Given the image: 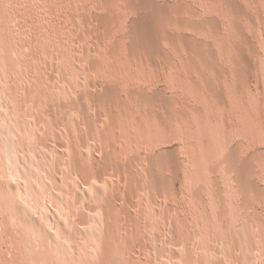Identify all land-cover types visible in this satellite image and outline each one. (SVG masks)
<instances>
[{
	"label": "rangeland",
	"instance_id": "obj_1",
	"mask_svg": "<svg viewBox=\"0 0 264 264\" xmlns=\"http://www.w3.org/2000/svg\"><path fill=\"white\" fill-rule=\"evenodd\" d=\"M122 1L123 0H93V1L92 0H22V1L13 0L12 2L11 0H0V72H2L0 73V75L3 76V77L0 76V92H2L0 93V101H3L4 97H5L4 101H12L11 103L12 109H13V112H15V115L13 117V122H16L15 123L16 125L21 123V125L25 128L29 122V120L26 118V114H25L26 112H24L30 104V102L28 103V101H36V100L46 101L47 100V99H43V100L37 99L33 94H31L28 91L27 82L24 80L18 79L16 75H14V72H13L14 67L22 66L23 70L26 68L25 72L26 71L29 72L31 76L35 75L34 77H38L39 79H42L41 77L42 73L40 71L35 70L34 69L35 67H32L33 65L29 64L28 66V63L25 57H23L22 55L16 54V53H15L16 55L14 54V51L16 52V47L14 48V44H15L14 42L16 41V39L18 40V37L21 38L22 36L26 35L23 27H26V28L31 27V29L36 30L37 27L39 26L42 27V24L46 22L43 24V27H49V29L53 28L55 31H57V35L59 39L58 37H56V40L46 45V50H45L46 55L43 57V61H42L44 64V69L47 70L48 72H50L51 70L57 71L58 67L60 68L62 66V63L64 61L63 57L64 56L67 57L68 54L70 55L77 54V58L79 59V61L77 58H76V62L73 61L69 69L65 71V75L69 77L71 76L73 78H77V80H79L80 83L79 82L70 83L68 81L59 82L58 78L53 83V80L51 81V79H49V84L52 85L53 89L51 90L50 98L47 101H51V105H55L56 101H71V100L74 101V99H76L75 101H82V104L85 105L88 111V117L92 121V124L96 125L98 129H94L93 133L90 132L87 137H84V139H82L81 148L83 149V151L88 152L87 150L89 146L90 147L97 146L96 147L97 149L101 148L99 149L100 152L101 151H103L104 153L111 152V154L114 157V161L118 166H124V163L125 165L127 164L129 165L132 162L133 158L135 159V158L145 157V159L152 161V159H154L152 158L153 155H154L153 157H156L158 155L168 156V157H171V159H173V161L175 162L173 166L164 167L160 171V177L162 178V181H166V180L168 182L170 181L169 183H172V185L170 184V186L172 187H170L171 191H169V193L163 196L161 198L162 200L160 199L157 205H155L152 202H149L150 206H153V205L155 206V209H151V207L149 206L142 207L139 204H133L134 206L132 204H129V205H126L125 206L126 208L123 209L124 206L119 204L116 209L117 211L115 213L102 214L101 215L103 216L102 218L98 216V212H97L98 209L92 208L90 209L91 211L89 209L86 210L87 212L89 211L88 215L94 218L95 216H97L98 219H102L103 225H105V228L109 231L108 237L106 239L112 251L108 259V262H110L109 264H124L125 263L126 259L122 257L123 251L121 249L120 243L118 242V239L128 237L127 235L128 232L126 229L129 228V226L130 228L133 227L135 230L137 229V232H138L137 235L139 236V241L136 244V250L134 251L135 256L133 257L134 258L133 260L135 261L136 259V261H138L137 263L139 264H144V263L151 264V262H153L152 259H156L157 261L159 259V263H161L162 260L165 259V263L167 264L170 261H171L170 262L171 264H180V262L181 264H184L185 262L187 263L188 260L184 258L183 259L179 258L181 260L178 259V257H180L179 255L182 254L181 250H183V252H186L188 255H190V252L192 251L191 255L189 256V264H196L200 262V259H202L200 262L201 264L203 263L204 264L206 263L214 264L212 263L214 261H215V264H217L218 262H220L218 264H233V263L234 264H248L250 261H251L250 262L251 264H264L263 262L264 261V257H263L264 256V235L260 233L256 227L259 221L264 223L263 222L264 221L263 220L264 219V190H262L264 189V154H263L264 153V0H237L235 1V3L238 2L237 6L238 7L240 6L243 11V12H240L241 8L239 7V11L238 13H236L237 17L235 16L234 13L231 12V9L223 0H211V1L210 0H156V1L153 0L155 2H158L159 6L165 10H167L168 7L175 8L174 6L178 8V9L175 8L176 11L178 10V12H176L175 10L171 12L172 20L176 22H173L172 20L166 21L165 19H163V26H167L166 28L165 27L163 28V29H166L164 31L168 34L171 33L169 35L173 36V38H176V40L174 39L175 42L174 41L171 42L166 39L163 40L160 37L159 40H162V41H159V42L160 44H162L161 45L162 48L164 47L163 51L166 54L159 53V54H156L154 58H150L149 56H144L143 57L144 59L142 58L141 60L129 57L127 52H125L124 47L121 48L119 53H114L111 50L112 47L114 46L113 45L114 43L117 44L120 42L124 44L125 46L128 44L129 40L126 37L128 34L127 33L128 29L130 25L136 20V18L138 19L140 17V14L143 13V11L141 12L132 11V10L130 11L128 2L126 1L122 2ZM109 2L111 3L110 5H109ZM168 3H171L170 5H173V6H170ZM239 4L245 7L243 8ZM122 5H124V7ZM177 5H179V7ZM185 5L186 7H184ZM110 6L113 10H111V8H108ZM182 6L183 8H181ZM187 6L190 7V9H186L188 8ZM229 9L231 13L229 12ZM44 11H46L47 13ZM111 11H113V13ZM93 12L97 14H94ZM72 13L74 15H71ZM10 14L13 15L14 18L9 16ZM102 14L103 16H109V15L114 16V14L116 16L117 14H119L123 17L120 16L121 19L118 20V22L116 21L112 22L113 24L111 23V25L110 23L109 24L108 23L98 24L97 18L102 17ZM18 15H22V17L21 16L17 17ZM83 16L86 18L87 17L91 18L94 20V22H96L95 29H92V31H90L86 27L85 19ZM9 17H11L12 19H10ZM202 18H204L205 20ZM180 19L182 20L181 23L180 21H178ZM206 19L208 20V22H210V24L206 22L207 24L206 26H204L205 29L204 27L200 28L195 24V23H204L205 21H207ZM183 20H185V22ZM186 20H187V23H186ZM197 20L198 21L200 20V21L198 22ZM216 21L218 25L216 24ZM29 22L30 23L32 22V23L30 24ZM10 23L12 27L10 26ZM235 23L237 26L241 28L238 27L239 28L238 29ZM28 24L30 25L28 26ZM33 24L35 25L34 27H33ZM80 24L82 26H80ZM97 25H100V26H97ZM192 25H196L197 28L196 27L194 28V26ZM61 26L64 27L65 29L62 28ZM189 26H191L192 28ZM215 26H218L220 29L218 27H217L218 29L215 28ZM111 29L112 31L113 30L114 31L112 32ZM66 30L69 32L67 33ZM88 30H89V34L87 32ZM217 30H219V32ZM238 30L241 32H239ZM215 31H217L218 33ZM98 32L101 34L102 37L98 36L100 35ZM109 32L110 34H108ZM10 33H12V35ZM181 34L183 35L182 38L180 36ZM82 35H84L83 36L84 38L81 37ZM186 35H188V37ZM94 36L97 38H95ZM190 36L193 38H191ZM183 37H186V39H184ZM64 38H66V40ZM187 38L188 39L190 38L189 40L191 41L193 40L196 46L202 48V50L206 49L204 50L203 53L207 55V56L205 55L206 58L208 57L206 61L210 60L208 62L211 64V66L209 64L206 65V63L202 61V60L205 61V59H202V57H199L196 55V53L190 51L191 50L190 48L188 47L185 48L186 46H188L186 45L187 43L184 42L185 40H188ZM12 39H13L14 44L11 43L12 41L10 42V40ZM68 39H71V40L74 39L73 41L75 43L71 40H69V43L65 42ZM93 39L99 41L100 43L98 46L100 50L99 51L94 50L93 54L99 55L100 57L102 53L103 55L109 57L111 61L113 60L115 74H109L103 69L92 67L93 56H91L92 54H90V52L88 51L87 49L88 46H84V45L90 46V44H93V42H95L93 41ZM196 39L198 40V43L195 42ZM58 40L61 41L62 44ZM200 41L203 43H201ZM106 42L108 46L104 45V49H103V43H106ZM172 43H174L175 45H173ZM237 43L239 44L241 43L243 46L237 45ZM59 44L61 46H59ZM101 45H102V48H101ZM66 46L68 47V49H66L67 48ZM71 47L73 50L71 49ZM84 47H86L85 48L87 49L86 51ZM51 48L53 50L52 52H51ZM75 49H77L80 52H77V50ZM57 50L60 52H58ZM74 50L76 51V53ZM107 50L110 51L112 56L109 55V52ZM212 50L215 51L214 53L216 54H214ZM82 51L84 52L85 56ZM242 51L246 54L245 57L243 56L244 53ZM58 53H61V54L59 55ZM78 53H81V54L78 55ZM188 53H190V55ZM211 53L212 55H214L215 60L213 56L211 55ZM241 53H243V55ZM192 54H193L192 59H195V60L191 59L190 56H192ZM166 55H168L167 57L169 58L171 57V58L167 59V57H165ZM194 56H196V58ZM240 57L244 58L246 62L244 61V59L242 60ZM118 58L120 61L118 60ZM15 59L19 62L22 61L21 62L22 64L15 61ZM211 59L215 63H213ZM80 61H82L84 65ZM121 61L127 64L128 70L131 73V79L128 80L126 83H123L124 82L123 80H125L123 79L125 78V74L120 72L119 67H118ZM44 62H47V63H44ZM238 62H240V64ZM59 63L60 65H58ZM195 63L199 64L197 65L198 67H196ZM212 63L216 65V66L214 65L213 68H212L213 66ZM52 64L53 65L55 64V65L53 66ZM242 65H245L246 67H248V69L247 68L246 69L248 70L249 74L247 72L246 73L243 72ZM50 66H51V69L48 68ZM31 68H32V71H31ZM87 68L89 69V71H86ZM198 68H200L201 70H199ZM3 69L7 70V72L6 73L3 72L2 71ZM80 69L82 72L80 71ZM246 69L244 71H247ZM68 70H70L69 73L67 72ZM216 70H218L219 72H217ZM240 70L242 71L241 73H240ZM200 73L203 75H201ZM205 75H206V78L203 77ZM238 77H241V78H238ZM247 77H250V78L247 79ZM207 79H209V81ZM239 79H242V80L240 81ZM244 80H247L248 83ZM6 82L8 83V85ZM93 82H95V84H93ZM101 82H104L102 83L103 85H107L110 83L120 84L122 94L124 97H126V95L128 94V90L132 87H139L141 89L143 88V90L146 91L148 94H153L159 91V93L162 92V95L160 94L161 96L168 95L167 99L164 96V99L168 100V103L167 101H164V103L163 101H159L160 106L156 105L155 108L152 109V113H153L151 115L152 119L150 118V114L148 113L149 110L151 111V109L147 106L143 107V105H140L138 102H129L127 105L128 110L126 114L124 113L125 111L122 112L124 110L122 105L120 106L118 105L120 109L119 111L120 117L119 116L117 117L116 123L115 125H113L112 130L108 132L107 135H104L102 134V129L100 128L101 122H99L98 120L97 122H95L96 119H100L102 115L101 112L103 111L102 107L95 105L96 104L95 101L100 99V96H97V95H100L97 87L101 85ZM60 83L61 85H59ZM69 83L71 84V86ZM245 84L247 85L245 86ZM212 85H215L216 88L215 87L213 88ZM197 86H199L200 88H202L203 86V89H200ZM85 87L86 89L84 90L83 88ZM209 87H211L212 89ZM3 88L6 91L4 93L5 95L3 94L4 90L3 91L1 90ZM59 89L61 92L66 93L64 96H62L61 100L57 98V93L59 92L58 91ZM21 92L26 93L25 98L27 99V101L26 99L25 100L23 99L24 96L22 97ZM215 94L216 95L218 94L220 98L224 96L225 103L224 102L222 103L220 98L216 96ZM10 96H12L11 99L9 98ZM169 96L174 97L175 99H177V101L174 98L173 99L170 98ZM23 100L26 101L27 103L26 102L24 103ZM92 100H95V101H92ZM172 100L173 101L175 100L174 102L176 104ZM165 102L168 104V106L166 105ZM96 106L98 109L95 108ZM169 106H172L174 108L173 109L172 107L169 108ZM24 108L25 110L22 111ZM54 108L57 111L59 109L57 106H55ZM180 110L183 112L180 113ZM97 112L98 113L100 112V114H98ZM159 112L160 113L162 112L161 113L162 115ZM176 112L178 115L176 114ZM170 113L174 115H171ZM94 114L97 116H95ZM169 115L172 117H170ZM183 115H185V117ZM159 116L162 117V120L160 119ZM23 117L25 118L23 119ZM134 117H136V119ZM64 124H65L64 127L60 126L59 128H56V127L48 128L47 127L44 129L40 127L38 129L39 135L41 134L43 139L46 138L45 140L47 141L48 140L53 141L55 139L57 142H59L60 137H62V134L64 133V131L66 130L73 131L74 129L71 123L66 122ZM42 129L44 130L42 131ZM134 139L136 140L134 141ZM123 144L126 146H124ZM121 148L123 149V151ZM135 154L138 155V157ZM0 155H1V159H3L2 160L3 169H5V173L4 175L1 176V180L3 182H8V181L13 182L14 181L13 183H16L17 181H19L20 183L22 181L21 180L22 178L20 177L19 174H17L18 173L17 169L20 166V161L24 158L23 152L20 150H14V148L12 147L10 143L4 142V140H0ZM10 155H12L13 157L11 158ZM262 155L263 157H261ZM230 157H232L231 159H235V162L236 163L238 162L237 164L248 166V171H249L248 179L251 180V183H253V185H256L258 188L260 187L259 191L261 193L260 192L258 193L257 191H252V190H249L244 193L241 192L242 191L241 187L238 184L239 183L238 178H237L238 176H236L237 173L233 171L231 168L229 169V167H227L228 165H230L228 164L231 160ZM254 157L257 159H255ZM259 157L261 158L259 159ZM237 159L238 161H236ZM244 161L246 162V165ZM248 161H250V163ZM17 163H18V166H17ZM180 163L181 165L178 166L177 164H180ZM252 163H254L256 166ZM81 164L85 165L86 163H81ZM249 164L251 166H249ZM191 168H194V169H191ZM227 170H230V171L228 172ZM184 171H187V172H184ZM83 172H87L88 175L92 177L96 173V169L94 168L93 165L87 164ZM191 172L193 174H190ZM75 174L76 176H78V178L81 180V182L85 186H91L95 182L92 179H86L84 175L81 173L79 174L75 173ZM187 175H189L188 177L190 178V181L188 180L189 178L186 177ZM113 176H114V179H113ZM186 178L188 179L186 180ZM192 179H193V182H192ZM119 180H120V175H119L118 170H116L114 175H110L105 179V181H111V182L113 181L118 182ZM103 181L104 180H101L100 183L98 184H101ZM187 181H189L188 185H187ZM172 188L174 189V191H172ZM123 189H126L125 184H123ZM201 189L202 191H200ZM197 190H199L200 192L198 193ZM195 193L197 194L196 196L193 197ZM246 194H249L248 195L249 197ZM111 195L114 196L116 195V193H111ZM258 196L261 197L260 200ZM11 198H13L15 201H19V202L22 201L18 203L21 205L26 204L24 206L30 207V205H35L36 207L35 213L38 215L40 214V211H42V209L43 211H46L44 212L46 214H44L42 211L40 216L41 215L43 216V214L44 216H47L51 212H55V211H58V213L60 214L62 213L63 215H68L66 211H62V209H60L59 207L54 206L52 201H50L49 199H46V200H44L43 198L35 199L33 197L25 198L23 195H11ZM242 199H245V201ZM197 201L200 203H198ZM243 201L245 203H243ZM246 202H248L247 205H246ZM249 203L251 205L254 204V206L257 209L253 205L251 206ZM49 204H53V205L51 206ZM94 205L95 203H93L92 206ZM167 205L169 209L166 208ZM244 205H246L247 207H245ZM50 207H53V208H50ZM160 207L162 208V212L160 211L161 210ZM222 207L224 211H222ZM146 208H148L147 209L148 211L146 210ZM254 208L256 209V211ZM122 209L125 210L127 214H128V211L129 212L131 211L132 212L131 214L136 215L137 217L136 219L132 217V220L135 219L133 221V225H131V223L129 224V221H127L126 217H124ZM37 210L38 211L40 210V211L38 212ZM155 210L157 211V213L159 212L158 213L159 215L160 214L161 215L158 216ZM258 210H260L261 212ZM153 211H155L156 216L155 214H153ZM176 211L177 212L179 211V212L176 213ZM139 215L141 216V219ZM71 216L73 220L75 219L77 230H79L80 228L84 229V227L86 226L84 216H81V217L79 216L80 218L76 215H71ZM169 216H170L169 218L170 221L168 219ZM147 220H149V222ZM156 220L157 221L159 220L158 226H157ZM176 220H177V224L176 223L174 224ZM186 220H189V221H186ZM253 221H254V224L256 223L255 226L253 224ZM120 222H122V224ZM169 226L171 227V229ZM178 226L180 228H178ZM193 228H194V231H193ZM143 230H145V236L143 235L144 234ZM150 230H153V231H150ZM247 230L248 232H246ZM255 231H257L256 234H255ZM2 232L4 233L2 234ZM146 232H147V235H146ZM153 232L154 233L158 232V234L161 235L162 239H164L163 243H161L162 247H161L160 254L159 252L156 253L152 250L153 245L151 246L152 244L151 237L153 235ZM240 232H242L241 234L243 236H241ZM170 233L172 235H170ZM123 234H126L125 237ZM248 235L250 236L248 237ZM146 236L148 237V240H149L148 243L146 242L147 241V239L145 238ZM213 236L215 238H213ZM249 238L252 239V241ZM74 239L75 240L79 239V243L81 242V238L78 237L77 239V236H74L73 240ZM193 239L194 240L196 239V240L194 241ZM219 240L221 242H219ZM167 241L168 243L166 246L165 243ZM86 243L90 245L88 242H85V244ZM173 244H175V246ZM143 245H145V247ZM199 245H200V248H199ZM215 246H216V249H215ZM51 247L52 246L50 243L43 244L39 233L35 230H31L30 227L27 225V223H24L21 220V217L18 214L12 213L10 214V216H7V218L5 219L3 217H0V264H70V262L65 260L60 255H58V253L55 250H53ZM142 247L145 249H143ZM30 248L32 249L30 250ZM185 248H187V250ZM164 250H165V254H162L164 253ZM194 250L197 252L194 253ZM217 251H219L218 252L219 255L217 254ZM261 251L263 252V254ZM168 252L170 255H172L173 258L169 256ZM170 252H173V253L171 254ZM175 252L178 253V255ZM247 252L251 253L250 257H252V260L251 258H249V253ZM214 253L217 254L215 255L218 258L214 257L215 256L213 255ZM240 253L242 255H240ZM203 254H205L206 257ZM259 254L260 256L261 255L262 256L260 257ZM196 255H198L200 259H198ZM246 255L247 257H245ZM140 257L144 258L143 261ZM147 257L150 259L152 258V259L150 260ZM220 257L222 259L224 258L226 262L224 261V259L222 260ZM147 259L149 262L148 261L146 262ZM203 259L204 260L208 259V260L204 261ZM237 259L239 260V262ZM196 260L197 262H195ZM99 262H100L99 264L104 263L102 258H100ZM162 263H164V261Z\"/></svg>",
	"mask_w": 264,
	"mask_h": 264
},
{
	"label": "bare ground",
	"instance_id": "obj_2",
	"mask_svg": "<svg viewBox=\"0 0 264 264\" xmlns=\"http://www.w3.org/2000/svg\"><path fill=\"white\" fill-rule=\"evenodd\" d=\"M13 2V0H11ZM16 1V0H15ZM22 1V0H21ZM93 1V0H92ZM128 2V6L130 11H143L142 14H140V17L130 25L129 29H128V34H127V38L129 40L128 44L125 46L124 44L120 43H114L113 47H112V51L114 53H119V51L121 50L122 47H124L125 52H127L128 56L134 59H139L141 60L144 56H149L150 58H154V56L156 54L159 53H164L163 48H162V44H160L159 38L161 37L163 40H169V41H174L176 40V38H173V36H170L169 34L171 33H166L163 29L164 27L166 28L167 26H163V19H165L166 21L168 20H172L171 17V12L172 11H176L175 8H177L176 6H174L175 8L172 7H168L167 10L161 8L158 4V2H155L153 0H123L122 2ZM211 1V0H210ZM231 9V12L235 14L238 13L239 11V7L237 6L238 2L235 3V1L237 0H223ZM57 2V1H56ZM55 2V3H56ZM102 2V1H101ZM121 2V1H120ZM17 3V2H16ZM15 3V4H16ZM105 3V2H104ZM114 3V2H113ZM188 3V2H187ZM83 4V3H82ZM103 4V3H102ZM111 3L109 2V5ZM117 4V3H116ZM119 4V3H118ZM125 4V3H124ZM169 5L171 3H168ZM176 4V3H175ZM19 5V3H18ZM22 5V4H21ZM78 5V4H76ZM93 5V4H92ZM182 5V4H181ZM241 5V4H239ZM17 6V5H16ZM15 6V7H16ZM57 6V5H56ZM59 6V5H58ZM85 6V5H84ZM121 6V5H120ZM124 7V5H122ZM173 6V5H170ZM179 7V5H177ZM242 6V5H241ZM14 7V6H13ZM22 7V6H21ZM106 7V6H105ZM167 7V6H165ZM186 7V5L184 6ZM188 7V6H187ZM243 7V6H242ZM245 7V6H244ZM243 7V8H244ZM7 8V7H6ZM101 8V7H100ZM99 8V9H100ZM108 8H111L108 7ZM183 8V6L181 7ZM180 8V9H181ZM228 8V7H227ZM241 8V7H240ZM4 9V8H3ZM8 9V8H7ZM52 9V8H51ZM59 9V8H58ZM71 9V8H70ZM80 9V8H79ZM178 9V8H177ZM179 9V10H180ZM186 9H190V7L186 8ZM185 9V10H186ZM193 9V8H192ZM229 9V12H230ZM14 10V9H13ZM19 10V9H18ZM86 10V9H85ZM102 10V9H101ZM107 10V9H106ZM111 10H113L111 8ZM119 10V9H118ZM127 10V9H126ZM240 12L242 11V8L240 9ZM246 10V9H245ZM25 11V10H24ZM43 11V10H42ZM56 11V10H55ZM110 11V9H109ZM108 11V12H109ZM116 11V10H114ZM196 11V10H195ZM193 11V12H195ZM12 12V11H11ZM16 12V11H15ZM33 12V11H32ZM46 12V11H44ZM78 12V11H77ZM84 12V11H82ZM113 13V11H111ZM178 12V10L176 11ZM230 12V13H231ZM246 12V11H245ZM30 13V12H29ZM42 13V12H41ZM47 13V12H46ZM44 13V14H46ZM94 13V12H93ZM192 13V12H191ZM14 14V12H13ZM17 14V13H16ZM25 14V13H24ZM76 14V13H75ZM84 14V13H83ZM81 14V15H83ZM97 14V13H94ZM105 14V13H104ZM122 14V13H121ZM182 14V13H181ZM195 14V13H194ZM249 14V13H248ZM26 15V14H25ZM29 15V14H28ZM38 15V14H37ZM50 15V14H48ZM71 15H74L73 13ZM87 15V14H86ZM100 15V14H99ZM118 15V16H117ZM115 16H103L102 17H98L97 18V23H111L112 22H118V20L121 19V15L117 14ZM173 15V14H172ZM247 15V14H246ZM11 17H13V15H9ZM22 17V15H18L17 17ZM27 16V15H26ZM62 16V15H61ZM80 16V15H79ZM90 16V15H89ZM121 16V17H120ZM199 16V15H198ZM11 17H9L10 19H12ZM25 17V16H24ZM23 17V18H24ZM33 17V16H32ZM49 17V16H48ZM84 17V16H83ZM95 17V16H94ZM97 17V15H96ZM237 17V16H236ZM251 17V16H250ZM14 18V17H13ZM70 18V17H69ZM183 18V17H182ZM240 18V17H239ZM19 19V18H18ZM17 19V20H18ZM33 19V18H31ZM35 19V18H34ZM47 19V18H46ZM54 19V18H53ZM77 19V18H75ZM85 19V25L86 27L92 31V29H95L96 27V22H94L93 19L91 18H86ZM83 19V20H84ZM123 19V18H122ZM178 19V18H177ZM204 19V18H202ZM21 20V19H20ZM43 20V19H42ZM59 20V19H58ZM79 20V19H78ZM205 20V19H204ZM207 20V19H206ZM210 20V19H209ZM214 20V19H213ZM9 21V20H8ZM16 21V20H15ZM22 21V20H21ZM28 21V20H27ZM26 21V23H27ZM32 21V20H31ZM56 21V20H55ZM173 21V20H172ZM171 21V22H172ZM181 23V19L178 20ZM185 22V20H183ZM198 21V20H197ZM200 21V20H199ZM198 21V22H199ZM211 21V20H210ZM237 21V20H236ZM17 22V21H16ZM34 22V20H33ZM39 22V21H37ZM49 22V21H48ZM176 22V21H173ZM202 22V21H201ZM206 22L204 23H195L198 27L203 28L204 26H206ZM214 22V21H213ZM212 22V23H213ZM25 23V22H24ZM30 23V22H29ZM32 23V22H31ZM30 23V24H31ZM46 23V22H44ZM43 23V24H44ZM67 23V22H66ZM121 23V22H119ZM167 23V22H166ZM187 23V20H186ZM191 23V22H190ZM194 23V22H193ZM210 24V22H208ZM9 24V23H8ZM28 24V26L30 25ZM35 24V23H34ZM33 24V27L35 26ZM37 24V23H36ZM42 27L39 26L36 28V30L31 29V27H23V29L25 30V36H22L21 38L18 37V40L16 39V41L13 43V39L10 40L11 43L14 44V48L16 47V52L14 51V54H19L22 55L23 57H25L28 66L29 64L33 65L32 67H35L34 69L37 71H40L42 73V79H39L38 77H34L31 76L29 74V72H25L26 68L23 70V67H14L13 72L14 75H16V77L20 80H24L27 82V89L28 91L33 94L37 99L43 100V99H47L49 100L50 98V92L53 89L52 85L49 84V79H51V81L53 80V83L55 80H57V78L60 81H68L70 83L72 82H79V80H77V78H73V77H69L65 75V71L67 69H69L70 65L73 63V61L76 62V58H77V54H68L67 57H63L61 59H63V63L62 66L56 70H51L50 72H48L47 70L44 69V64H43V57L46 55L45 54V50H46V45L49 43H52L54 40H56V37H58L57 35V31H55L53 28L49 29V27ZM77 24V23H76ZM75 24V25H76ZM104 24V25H106ZM113 24V23H112ZM115 24V23H114ZM171 24V23H170ZM215 24V23H214ZM217 24V21H216ZM242 24V23H241ZM240 24V25H241ZM38 25V24H37ZM36 25V26H37ZM64 25V24H63ZM103 25V26H104ZM187 25V24H186ZM196 25H192L194 26V28L196 27ZM213 25V24H212ZM211 25V26H212ZM218 25V24H217ZM232 25V24H231ZM236 25V23H235ZM11 26V23H10ZM9 26V28H10ZM53 26V25H52ZM72 26V25H71ZM80 26H82L80 24ZM84 26V24H83ZM100 26V25H97ZM108 26V25H107ZM185 26V25H184ZM188 26V25H187ZM12 27V26H11ZM19 27V26H17ZM58 27V26H57ZM62 27V26H61ZM117 27V26H116ZM191 27V26H189ZM218 26H215V28H217ZM236 27L238 28L239 26L236 25ZM7 28V27H6ZM15 28V27H14ZM26 28V29H25ZM64 28V27H62ZM71 28V27H70ZM81 28V27H80ZM102 28V26H101ZM192 28V27H191ZM197 28V27H196ZM198 28V29H200ZM207 28V27H206ZM213 28V27H211ZM219 28V27H218ZM217 28V29H218ZM241 28V27H239ZM238 28V29H239ZM20 29V28H19ZM22 29V30H23ZM56 29V28H55ZM65 29V28H64ZM110 29V28H109ZM114 29V28H113ZM116 29V28H115ZM205 29V27H204ZM203 29V30H204ZM208 29V28H207ZM220 29V28H219ZM11 30V29H10ZM63 30V29H62ZM77 30V29H76ZM81 30V29H79ZM78 30V31H79ZM84 30V29H83ZM89 30L87 31L89 34ZM97 30V29H96ZM108 30V29H107ZM209 30V29H208ZM216 30V29H214ZM64 31V30H63ZM67 31V30H66ZM95 31V30H94ZM93 31V32H94ZM106 31V30H105ZM112 31V29H111ZM110 31V32H111ZM114 31V30H113ZM112 31V32H113ZM212 31V30H211ZM219 32V30H217ZM215 31V32H217ZM239 31V30H238ZM244 31V30H243ZM62 32V31H61ZM69 31H67L68 33ZM81 32V31H80ZM79 32V33H80ZM107 32V31H106ZM110 32L108 34H110ZM169 32V31H167ZM213 32V31H212ZM217 32V33H218ZM241 32V31H239ZM14 33V32H13ZM22 33V31H21ZM82 33V32H81ZM80 33V34H81ZM99 33V32H98ZM8 34V33H7ZM12 35V33H10ZM61 34V33H60ZM84 34V33H83ZM86 34V33H85ZM100 34V33H99ZM103 34V33H102ZM216 34V33H214ZM242 34V33H241ZM20 35V34H19ZM63 35V33H62ZM66 35V34H65ZM74 35V34H73ZM104 35V34H103ZM21 36V35H20ZM84 35H82L81 37H83ZM99 37L101 36L98 35ZM111 36V35H110ZM177 36V35H176ZM179 36V35H178ZM182 38V34L180 35ZM185 36V35H184ZM188 37V35H186ZM71 37V35H70ZM69 37V38H70ZM74 37V36H73ZM95 37V36H94ZM98 37V38H99ZM102 37V36H101ZM123 37V36H122ZM191 37V36H190ZM242 37V36H241ZM75 38V37H74ZM77 38V37H76ZM84 38V37H83ZM86 38V37H85ZM97 38V37H95ZM118 38V36H117ZM121 38V37H120ZM119 38V39H120ZM184 39H186V37H183ZM193 38V37H191ZM232 38V37H231ZM237 38V37H236ZM59 39V37H58ZM61 39V38H60ZM66 40V38H64ZM101 39V38H100ZM108 39V37H107ZM124 39V38H123ZM175 39V40H174ZM188 39V38H187ZM190 39V38H189ZM183 40L184 42H186L188 46H186L185 48H190L192 52L196 53L197 56L202 57V60L204 63L209 64L211 66V64L206 61V59H208V57H205V53L204 50H202V48L196 46V44L193 42V40ZM195 39V38H194ZM241 39V38H240ZM244 39V38H243ZM68 39L67 43H69ZM74 39H72L71 41H73ZM237 40V39H235ZM59 41V40H58ZM80 41V40H78ZM82 41V39H81ZM93 44L89 45H84V46H88L87 49L90 52V54H92L91 56H93V61H92V67L95 68H100L105 70L106 72H108L109 74H115L114 73V64H113V60L111 61V59H109V57L103 55L101 53L100 57L99 55H95L94 50H100L98 48L99 46V41L94 40L93 39ZM232 41V40H231ZM9 42V43H10ZM61 43V41H59ZM74 42V41H73ZM72 42V43H73ZM105 42V41H104ZM116 42V41H115ZM198 43V40L196 39V41ZM201 42V41H200ZM249 42V41H248ZM55 43V42H54ZM75 43V42H74ZM203 43V42H201ZM205 43V42H204ZM243 43V42H242ZM62 44V43H61ZM77 44V43H76ZM83 44V42H82ZM173 45H175L174 43H172ZM178 44V43H177ZM236 44V43H234ZM12 45V44H11ZM52 45V44H51ZM50 45V46H51ZM56 45V44H55ZM54 45V46H55ZM66 45V44H65ZM74 45V44H73ZM104 45H107L106 43H103V49H104ZM112 45V44H111ZM210 45V44H209ZM237 45H241L243 46L241 43H237ZM59 46H61L59 44ZM63 46V45H62ZM108 46V45H107ZM201 46V45H200ZM205 46V45H204ZM67 47V46H66ZM79 47V46H77ZM203 47V45H202ZM209 47V46H208ZM240 47V46H239ZM63 48V47H62ZM61 48V49H62ZM86 47H84L85 49ZM102 48V45H101ZM247 48V47H245ZM58 49V48H57ZM60 49V50H61ZM68 49V47L66 48ZM72 49V47H71ZM79 49V48H77ZM75 49V50H77ZM85 49V51L87 50ZM123 49V50H124ZM238 49V48H237ZM242 49V47H241ZM70 50V49H69ZM73 50V49H72ZM74 50V51H75ZM165 50V49H164ZM214 50V49H213ZM212 50V51H213ZM52 48H51V52H52ZM58 51V50H57ZM72 51V52H74ZM97 51V52H98ZM104 51V50H103ZM108 51V50H107ZM111 51V52H112ZM166 51V50H165ZM189 51V50H187ZM208 51V50H207ZM211 51V52H212ZM239 51V50H238ZM47 52V51H46ZM60 52V51H58ZM62 52V51H61ZM71 52V51H69ZM77 52H80L77 50ZM83 52V51H82ZM102 52V51H101ZM105 52V51H104ZM109 55H111L110 51ZM167 52V51H166ZM206 52V51H205ZM209 52V51H208ZM215 51H213L214 53ZM243 52V51H242ZM48 53V52H47ZM76 53V51H75ZM100 53V52H99ZM168 53V52H167ZM244 53V52H243ZM243 53H241L243 55ZM261 53V52H260ZM15 54V55H16ZM59 55L61 53H58ZM81 53H78V55ZM84 54V52H83ZM190 55V53H188ZM216 54V53H214ZM14 55V56H15ZM32 55V56H30ZM63 55V54H62ZM61 55V56H62ZM116 55V54H115ZM119 55V54H118ZM124 55V54H123ZM162 55V54H161ZM212 55V53H211ZM238 55V54H237ZM245 53H244V57H245ZM85 56V54H84ZM120 56V55H119ZM160 56V55H159ZM168 55H166L165 57H167ZM207 56V55H206ZM214 58V55H212ZM58 57V56H57ZM82 57V56H81ZM191 59L193 57L190 56ZM196 58V56H194ZM198 57V58H199ZM205 57V58H204ZM211 57V56H210ZM247 57V56H246ZM83 58V57H82ZM128 58V57H127ZM171 58V57H170ZM169 57H167V59H170ZM242 60L244 58L240 57ZM23 59V58H22ZM56 59V58H55ZM78 59V58H77ZM126 59V58H125ZM144 59V58H143ZM146 59V58H145ZM248 59V58H247ZM20 60V59H19ZM47 60V59H46ZM119 60V58H118ZM154 60V59H152ZM156 60V58H155ZM186 60V59H185ZM190 60V59H189ZM195 60V59H192ZM215 60V58H214ZM249 60V59H248ZM15 61H17L15 59ZM21 61V60H20ZM57 61V60H56ZM79 61V59H78ZM77 61V62H78ZM85 61V60H84ZM120 61V60H119ZM131 61V60H129ZM128 61V63H129ZM146 61V60H145ZM170 61V60H168ZM197 61V60H196ZM195 61V62H196ZM212 61V59H211ZM244 61L246 62V60L244 59ZM250 61V60H249ZM19 62V61H17ZM22 62V61H21ZM19 62V63H21ZM82 62V61H80ZM117 62V61H116ZM125 62V61H124ZM127 62V60H126ZM153 62V61H152ZM194 62V61H193ZM192 62V63H193ZM213 62V61H212ZM47 63V62H44ZM85 63V62H84ZM155 63V62H154ZM157 63V61H156ZM187 63V62H186ZM215 63V62H213ZM212 63V64H213ZM240 64V62H238ZM237 63V64H238ZM22 64V63H21ZM83 64V62H82ZM169 64V63H168ZM196 67H198L197 65H199L198 63H195ZM245 64V63H244ZM250 64V63H249ZM248 64V65H249ZM53 65V64H52ZM55 65V64H54ZM53 65V66H54ZM60 65V63L58 64ZM77 65V64H76ZM84 65V64H83ZM171 65V64H170ZM188 65V64H186ZM191 65V64H190ZM215 64H213L212 68L214 67ZM52 66V67H53ZM75 66V65H74ZM78 66V65H77ZM87 66V65H86ZM91 66V65H89ZM216 66V65H215ZM243 66V72L244 73H248V67H246L245 65ZM79 67V66H78ZM119 67V71L125 74V80H123V83H126L128 80L131 79V73L128 70L127 64L123 63L122 61L120 62V64L118 65ZM200 67V66H199ZM208 67V66H207ZM252 67V66H251ZM51 69V66L48 67ZM57 68V67H56ZM55 68V69H56ZM80 68V67H79ZM78 68V69H79ZM82 68V67H81ZM86 68V67H85ZM191 68V67H190ZM216 68V67H215ZM214 68V69H215ZM247 68V69H246ZM88 69V68H87ZM86 71H89V69ZM199 70H201L200 68H198ZM209 69V68H208ZM211 69V68H210ZM217 69V68H216ZM240 69V68H239ZM247 71H244V70ZM28 70V69H27ZM85 70V69H84ZM92 70V68H91ZM195 70V69H194ZM219 70V69H218ZM218 70H216L217 72H219ZM3 72H7V70H2ZM32 71V68H31ZM70 70H68L67 72L69 73ZM81 71V69H80ZM210 71V70H208ZM251 71V70H250ZM249 71V72H250ZM34 72V71H33ZM82 72V71H81ZM85 72V71H84ZM202 72V71H201ZM242 71L240 70V73ZM2 73V72H0ZM36 73V71H35ZM204 73V71H203ZM227 73V72H226ZM84 74V73H83ZM86 74V73H85ZM90 74V73H89ZM201 74V73H200ZM243 74V73H242ZM241 74V75H242ZM249 74V73H248ZM247 74V75H248ZM251 74V73H250ZM91 75V74H90ZM185 75V74H184ZM183 75V76H184ZM203 75V74H201ZM219 75V74H217ZM1 77H3L2 75H0ZM243 76V75H242ZM82 77V76H81ZM87 77V76H86ZM204 78H206V75L203 76ZM80 78V77H79ZM88 78V77H87ZM86 78V80H87ZM210 78V76H209ZM217 78V77H216ZM241 78V77H238ZM237 78V79H238ZM250 77H247V79ZM83 79V78H82ZM5 80V79H4ZM77 80V81H76ZM85 80V81H86ZM209 81V79H207ZM240 81L242 79H239ZM3 81V79H2ZM50 81V82H51ZM93 81V80H92ZM248 83L247 80H244ZM83 82V81H82ZM194 82V81H193ZM206 82V81H205ZM213 82V81H211ZM245 82V83H246ZM7 83V82H6ZM57 83V81H56ZM69 83V84H70ZM80 83V82H79ZM85 83V82H84ZM101 82V85H99L98 88V92L100 95H96L100 96V99H98L97 101H95V105H98L100 107H102L103 111L101 112L102 115L100 117V119H96L95 122H97V120L99 122H101L100 128L102 129V134L107 135L108 132H110L113 128V125H115L117 117L120 114V109L118 107V105H122L123 107V111L125 114L127 113L128 110V103L129 102H138L140 105L147 106L151 109V111L149 110V114H150V118L152 113V109L155 108L156 105H159V101H167V96L168 95H162V92L159 93V91H157L156 93L153 94H148L146 91L143 90V88H139V87H132L128 90V94L126 95V97L123 96L122 94V90H121V85L120 84H115V83H110L107 85H103ZM117 83V82H116ZM121 83V82H120ZM210 83V82H209ZM208 83V84H209ZM215 83V82H214ZM238 83V82H237ZM18 84V83H17ZM93 84H95V82H93ZM196 84V83H195ZM243 84V83H242ZM8 85V83H7ZM61 85V83L59 84ZM82 85V84H81ZM98 85V84H97ZM203 85V84H202ZM211 85V84H210ZM247 84H245L246 86ZM71 86V84H70ZM200 86V85H199ZM197 86V87H199ZM241 86V84H240ZM75 87V85H74ZM84 87V85H83ZM207 87V86H206ZM212 87L214 88L215 85H212ZM238 87V86H237ZM24 88V87H23ZM26 88V86H25ZM200 88V87H199ZM205 88V87H204ZM211 88V87H209ZM216 88V87H215ZM26 89V90H27ZM63 89V88H62ZM66 89V88H65ZM64 89V90H65ZM84 90L86 89L83 88ZM203 89V86L202 88ZM212 89V88H211ZM241 89V88H240ZM2 91L4 90L1 89ZM24 90V89H23ZM22 90V92H23ZM71 90V89H69ZM93 90V89H92ZM146 90V89H145ZM59 92L57 93V98L59 100H61L62 96H64L66 93L61 92L60 89L58 90ZM96 91V90H95ZM207 91V90H206ZM212 91V90H210ZM215 91V90H214ZM6 91H3V94ZM21 92V93H22ZM56 92V91H55ZM67 92V91H65ZM94 92V91H93ZM2 93V92H0ZM25 93V92H24ZM22 93V97L24 96V100L26 93L24 94ZM29 93V94H30ZM54 93V92H53ZM64 93V94H63ZM69 93V92H68ZM92 93V92H91ZM216 93V92H214ZM213 93V94H214ZM223 93V92H222ZM240 93V91H239ZM24 94V95H23ZM86 94V93H84ZM161 94V95H160ZM206 94V93H205ZM220 94V92H219ZM5 95V94H4ZM28 95V94H27ZM71 95V94H70ZM73 95V94H72ZM212 95V94H211ZM216 95V94H215ZM224 95V94H223ZM9 96V95H8ZM19 96V95H18ZM56 96V95H55ZM164 96L166 99H164ZM216 96H218L220 98V96L217 94ZM12 96H10L9 98L11 99ZM27 97V96H26ZM75 97V96H73ZM78 97V96H77ZM76 97V98H77ZM80 97V96H79ZM170 97V96H169ZM5 98V97H4ZM3 98V101H0V140H4V142L10 143L12 145V147L14 148V150H20L23 152L24 158L20 161V166L17 169V174L20 175V177L22 178L21 182L19 183V181H17L16 183L13 182H3L1 180V176L4 175L5 173V169H3V162L1 159V155H0V217H3L4 219L7 218V216H10V214L12 213H16L21 217V220L24 223H27V225L30 227L31 230H35L39 233V235L41 236L42 242L43 244L45 243H50L51 244V248L53 250H55L58 255H60L61 257H63L65 260H67L68 262H70V264H99V260L100 258L103 259L104 263L102 264H109L110 262H108V259L110 257V253L111 251V247L108 245L106 239L108 237V230L105 228V225H103V221L102 219H98L97 216L92 217L90 215H88V212L86 211L87 209H98V216L99 217H103L101 216L102 214H108V213H115L117 210V207L119 204L123 205V209L126 208V205L129 204H139L142 207H151V209H155V206H150L149 202L154 203L155 205H157V203L159 202V200L165 196L167 193H169V191H171L172 186H170V184L172 185V183H169L167 180L166 181H162V178L160 177V171L162 168L164 167H171L173 166V164L175 163L173 161V159H171V157L168 156H156L153 157L152 155V161H149L148 159L144 158H131L132 162L128 165L124 166H118L115 161H114V157L113 155L110 153H104L103 151H99V149H97L96 147H90L88 148V152H84L83 149L81 148V142L82 139H84V137H87L89 135L90 132H94V129H98V127L96 125L92 124V121L90 120V118L88 117V111L87 108L85 107V105L82 104V101H75L76 99H74V101H56L55 105H51V101H28V103L30 102L29 106L27 107V109L25 110V108L22 110L24 112H26V118L29 120L28 124L26 125V127L24 128L21 123L20 124H15L16 122H13V117L15 115V112H13L12 109V101H4L5 99ZM8 98V97H7ZM81 98V97H80ZM85 98V97H84ZM170 98H174V97H170ZM210 98V97H209ZM216 98V97H215ZM217 98V99H219ZM223 98V99H222ZM2 99V98H1ZM57 99V100H58ZM175 99V98H174ZM213 99V98H211ZM25 103L27 101H24ZM69 100V99H68ZM78 100V99H77ZM81 100V99H80ZM131 100V101H129ZM177 101V99H175ZM174 100V101H175ZM210 100V99H209ZM221 102L225 103V99L224 96L220 98ZM219 100V101H220ZM224 100V101H223ZM173 101V100H172ZM173 101V102H174ZM213 101V100H212ZM211 101V102H212ZM27 103V102H26ZM162 103V104H163ZM166 103V102H165ZM166 103V105L168 106V104ZM175 103V102H174ZM138 104V105H139ZM176 104V103H175ZM194 104V103H193ZM221 104V103H220ZM94 105V106H95ZM165 105V106H166ZM170 105V103H169ZM173 105V104H171ZM55 106H57L59 109L58 111L54 108ZM191 106V105H190ZM214 106V105H213ZM172 106H169V108ZM184 107V106H183ZM97 108V106L95 107ZM166 108V107H165ZM174 107H172L173 109ZM201 108V107H199ZM98 109V108H97ZM100 109V110H102ZM144 109V108H143ZM99 110V111H100ZM196 110V109H195ZM93 111V110H92ZM143 111V110H142ZM160 111V110H158ZM157 111V112H158ZM170 111V110H169ZM174 111V110H172ZM177 111V110H175ZM134 112V111H133ZM183 112L180 110V113ZM93 113V112H92ZM98 113V112H97ZM123 113V114H124ZM145 113V112H144ZM156 113V112H155ZM160 113V112H159ZM162 113V112H161ZM160 113V114H161ZM172 113V112H171ZM170 113V114H171ZM197 113V112H196ZM199 113V112H198ZM100 114V112L98 113ZM177 114V112H176ZM184 114V113H183ZM19 115V114H18ZM95 115V114H94ZM129 115V114H128ZM134 115V114H133ZM162 115V114H161ZM174 115V114H171ZM178 115V114H177ZM97 116V115H95ZM130 116V115H129ZM140 116V115H139ZM154 116V115H153ZM152 116V117H153ZM170 116V115H169ZM185 117V115H183ZM212 116V114H211ZM215 116V115H214ZM120 117V116H119ZM160 117V116H159ZM172 117V116H170ZM169 117V118H170ZM25 117H23L24 119ZM97 118V117H96ZM136 119V117H134ZM138 118V117H137ZM141 118V117H139ZM176 118V117H175ZM187 118V117H186ZM21 119V120H23ZM93 119V118H92ZM95 119V118H94ZM152 119V118H151ZM160 119L162 120V117H160ZM164 119V117H163ZM181 119V118H179ZM26 120V119H25ZM176 120V119H174ZM138 121V120H137ZM140 121V120H139ZM69 122L71 123V125L73 126V131H64V133L62 134V137H60V141L57 142L55 139L53 141H47L45 140L46 138L43 139L42 135H39L38 129L40 127L42 128H59L60 126H65L64 123ZM180 122V121H179ZM24 123V122H23ZM144 124V123H143ZM42 129V131L44 130ZM121 136V135H120ZM57 137V136H56ZM59 137V136H58ZM106 138V137H105ZM136 139H134L135 141ZM100 142V140H99ZM98 145V144H97ZM124 145V144H123ZM185 145V144H184ZM190 145V144H189ZM126 146V145H124ZM120 148V147H119ZM118 148V149H119ZM191 148V146H190ZM122 149V148H121ZM125 149V147H124ZM239 149V148H238ZM191 150V149H190ZM120 151V150H119ZM123 151V149H122ZM127 151V150H126ZM187 151V150H186ZM192 151V150H191ZM198 151V150H197ZM241 151V150H240ZM262 151V150H261ZM163 152V151H162ZM260 152V151H259ZM121 153V152H120ZM119 153V154H120ZM139 153V152H138ZM145 153V152H144ZM149 153V152H148ZM192 153V152H191ZM20 154V153H18ZM164 154V153H163ZM264 154V153H263ZM136 155V154H135ZM148 155V154H147ZM146 155V156H147ZM161 155V154H160ZM165 155V154H164ZM138 157V155H136ZM170 156V155H169ZM173 156V155H172ZM260 156V155H259ZM10 157L12 158L13 156L10 155ZM257 157V156H256ZM263 157V155L261 156ZM259 157V159L261 158ZM148 158V157H147ZM197 158V157H195ZM232 157H230L231 159ZM234 158V157H233ZM255 158V157H254ZM21 159V158H20ZM229 159V158H227ZM257 159V158H255ZM258 159V160H259ZM184 160V159H183ZM228 161V160H227ZM238 161V159L236 160ZM229 162V161H228ZM227 162V163H228ZM245 162V161H244ZM243 162V163H244ZM250 163V161H248ZM81 163H86L85 165H82ZM178 163V161H177ZM238 163V162H237ZM235 162V159H231L230 162L228 164L227 167H229V169L231 168L233 171H235L237 174L236 176H238V184L241 187V192H247L249 190L252 191H257L258 193L260 192L259 188L256 185H253V183H251V180L248 179V166H243V165H239ZM90 164L93 165L94 168L96 169V173L91 177L88 175L87 172H83V170L85 169L86 165ZM254 164V163H252ZM178 166L181 165L177 164ZM185 165V164H184ZM189 165V164H188ZM246 165V162H245ZM248 165V164H247ZM255 165V164H254ZM18 166V163H17ZM187 166V165H186ZM249 166H251L249 164ZM256 166V165H255ZM189 167V166H188ZM253 168V167H252ZM172 169V168H171ZM189 169V168H188ZM194 169V168H191ZM190 169V170H191ZM250 169V168H249ZM254 169V168H253ZM116 170L119 171V175H120V180L118 182H111V181H105V179L110 176V175H114V173L116 172ZM166 170V169H164ZM175 170V169H174ZM214 171V170H212ZM228 172L230 170H227ZM252 171V169H251ZM250 171V172H251ZM187 172V171H184ZM190 172V171H189ZM254 172V171H253ZM252 172V173H253ZM11 173V172H10ZM75 173H81L84 175V177L86 179H92L95 182L91 185V186H85L81 180L78 178V176H76ZM176 173V172H174ZM215 173V172H214ZM256 173V172H255ZM13 174V173H12ZM164 174V173H163ZM167 174V173H166ZM190 174H193L192 172ZM9 175V174H8ZM12 176V175H11ZM15 176V175H14ZM162 176V174H161ZM168 176V175H167ZM189 175H187L186 177H188ZM166 177V176H165ZM192 177V176H191ZM220 177V176H219ZM12 178V177H11ZM189 178V177H188ZM186 178V180L188 179ZM194 178V177H193ZM15 179V178H14ZM114 179V176H113ZM161 179V180H160ZM167 179V178H166ZM18 180V179H17ZM101 180H104L101 184L100 183ZM185 180V181H186ZM190 181V178L188 179ZM236 180V179H235ZM187 181V185L188 182ZM215 181V180H214ZM164 182V183H163ZM193 182V179H192ZM195 182V181H194ZM18 183V184H17ZM258 183V182H257ZM123 184L126 185V189H123ZM195 184V183H194ZM193 185V184H192ZM193 187V186H192ZM195 187V186H194ZM198 187V186H197ZM196 187V189H197ZM187 188V187H186ZM203 188V187H202ZM220 188V187H219ZM262 188V187H261ZM190 189V188H188ZM195 189V190H196ZM200 189V188H199ZM264 190V189H262ZM261 190V191H262ZM172 191H174V189L172 188ZM198 193L200 191H202V189L199 191L197 190ZM111 193H116V195H111ZM172 193V192H171ZM174 193V192H173ZM194 193V192H193ZM257 193V194H258ZM261 193V192H260ZM197 193H195L193 195L196 196ZM220 194V193H219ZM11 195H23L25 198H29V197H33L35 199H49L50 201H52V203L54 204V206L59 207L60 209H62V211H66L68 215H63L62 213H58V211L55 212H51L49 215L44 216V212L43 211V216L41 214L42 211H40V214H36V207L35 205H30V207L28 206H24L26 204H19L22 201H15L13 198H11ZM200 195V194H198ZM222 195V194H221ZM247 196L249 194H246ZM189 196V195H188ZM202 196V195H201ZM219 196V195H218ZM245 196V195H244ZM170 197V196H168ZM203 197V196H202ZM222 197V196H221ZM249 197V196H248ZM259 200H260V196ZM201 198V197H200ZM223 198V197H222ZM257 199V198H256ZM162 200V199H161ZM203 200V199H202ZM245 201V199H242ZM250 200V199H249ZM243 201V203H245ZM19 202V203H18ZM46 202V201H44ZM198 202V201H197ZM93 203H95L94 206ZM200 203V202H198ZM253 203V201H252ZM47 204V203H46ZM53 204H49V205H53ZM223 204V203H222ZM248 204V202H246V205ZM250 204V203H249ZM160 205V204H159ZM246 205H244L245 207H247ZM251 205V204H250ZM254 206V204H252ZM251 205V206H252ZM134 206V205H133ZM225 206V205H224ZM139 207V206H138ZM200 207V206H199ZM221 207V206H220ZM255 207V206H254ZM53 208V207H50ZM130 208V207H129ZM137 208V207H136ZM140 208V207H139ZM161 208V207H160ZM168 208V205L166 207ZM165 208V209H166ZM208 208V207H207ZM239 208V207H238ZM250 208V206H249ZM256 208V207H255ZM254 208V209H255ZM122 209V210H123ZM133 209V207H132ZM138 209V208H137ZM136 209V211H137ZM148 208H146L147 210ZM163 209V210H165ZM189 209V208H188ZM257 209V208H256ZM255 209V211H256ZM54 210V209H52ZM121 210V211H122ZM131 210V209H130ZM140 210V209H139ZM179 210V209H178ZM248 210V209H247ZM38 211V210H37ZM38 211V212H39ZM61 211V210H60ZM91 211V210H90ZM148 211V210H147ZM156 211V210H155ZM155 211H153V214L156 213ZM162 212V208L160 210ZM222 211L223 207H222ZM260 211V210H258ZM37 212V213H38ZM124 217H126L127 221H129V224L131 223V225H133V221L137 218L136 215L131 214L132 212L128 211L125 212V210L122 211ZM169 212V211H168ZM179 212V211H178ZM176 211V213H178ZM261 212V211H260ZM87 213V214H86ZM91 213V212H90ZM89 213V214H90ZM159 213V212H158ZM157 213V214H158ZM170 213V212H169ZM168 213V214H169ZM175 213V214H176ZM100 214V215H99ZM136 214V213H135ZM171 214V213H170ZM211 214V213H210ZM252 214V213H251ZM71 215H76V216H84V220L86 222V226L84 227V229H79L77 230L76 228V222L75 219H72ZM152 215V214H151ZM161 215V214H160ZM158 214V216H160ZM173 215V214H172ZM245 215V214H244ZM135 216V217H134ZM166 216V215H165ZM164 216V217H165ZM175 216V215H174ZM209 216V215H208ZM79 217V218H80ZM97 217V218H96ZM132 217L135 218L134 220H132ZM140 219L141 216L139 215ZM183 217V216H182ZM226 217V216H225ZM258 217V216H257ZM263 217V216H262ZM110 218V217H109ZM166 218V217H165ZM170 218V216L168 217V219ZM175 218V217H174ZM184 218V217H183ZM223 218V217H221ZM14 219V218H12ZM152 219V218H151ZM181 219V218H180ZM188 219V218H187ZM246 219V218H245ZM251 219V218H249ZM253 219V218H252ZM104 220V219H103ZM108 220V219H107ZM110 220V219H109ZM166 220V219H165ZM182 220V219H181ZM180 220V221H181ZM222 220V219H221ZM262 220V219H261ZM264 220V219H263ZM262 220V221H263ZM149 222V220H147ZM170 221V219H169ZM168 221V222H169ZM185 221V219H184ZM189 221V220H186ZM251 221V220H250ZM147 222V223H148ZM157 226L159 225V220L157 221ZM258 222V221H257ZM264 222V221H263ZM16 223V222H15ZM122 224V222H120ZM151 223V222H150ZM171 223V222H170ZM177 224V220L176 222H174V224ZM187 223V222H185ZM242 223V222H240ZM246 223V222H245ZM12 224V223H11ZM144 224V223H143ZM149 224V223H148ZM184 224V223H183ZM190 224V223H188ZM227 224V223H225ZM254 224V221H253ZM256 224V223H255ZM254 224V226H255ZM113 225V223H112ZM150 225V224H149ZM180 225V224H179ZM187 225V224H185ZM184 225V226H185ZM246 225V224H245ZM250 225V224H249ZM127 226V225H126ZM175 226V225H174ZM173 226V227H174ZM170 227V226H169ZM209 227V226H208ZM207 227V228H208ZM228 227V226H227ZM257 230L262 233L264 235V223L260 222L257 223ZM52 228V230H51ZM175 228V227H174ZM178 228H180L178 226ZM187 228V227H186ZM185 228V229H186ZM255 228V227H254ZM116 229V227H115ZM159 229V228H158ZM171 229V227H170ZM173 229V228H172ZM190 229V227H189ZM209 229V228H208ZM246 229V228H245ZM250 229V228H249ZM128 232V237L126 238L125 235L123 234L125 238H119L118 242L121 245V249L123 251V255L122 257L125 260L124 264H139L137 263L138 261L133 260L134 256H135V250H136V244L139 241V236L137 235V229L135 230L133 227L127 228L126 229ZM154 230V229H153ZM150 230V231H153ZM175 230V229H174ZM230 230V229H229ZM239 230V229H238ZM241 230V229H240ZM15 231V230H14ZM140 231V230H139ZM144 232V236H145V230H143ZM194 231V228H193ZM199 231V230H197ZM242 231V230H241ZM112 232V231H111ZM148 232V231H147ZM146 232V235H147ZM159 232V231H158ZM158 232H153V235L151 237L152 240V244L153 245V251L159 254L161 253V243H163L164 239H162L161 235L158 234ZM188 232V231H187ZM230 232V231H229ZM228 232V233H229ZM248 232V230L246 231ZM251 232V231H250ZM257 231H255L256 234ZM4 232H2L3 234ZM19 233V232H18ZM124 233V232H123ZM152 233V232H151ZM165 233V232H164ZM172 233V232H171ZM170 233V235H172ZM199 233V232H198ZM233 233V232H232ZM242 232H240L241 234ZM15 234V233H14ZM142 234V233H141ZM186 234V233H185ZM193 234V233H192ZM201 234V233H200ZM199 234V235H200ZM166 235V234H165ZM31 236V235H30ZM74 236H77L81 238V242L79 243V239L78 240H73ZM143 236V237H144ZM169 236V235H168ZM234 236V235H233ZM241 236H243L241 234ZM250 235H248L249 237ZM142 237V236H141ZM200 237V236H199ZM147 239V243H148V237H145ZM188 238V237H187ZM213 238H215L213 236ZM231 239V238H230ZM235 239V238H234ZM250 239V238H249ZM259 239V238H257ZM32 240V239H31ZM144 240V239H143ZM175 240V239H174ZM190 240V239H189ZM194 240V239H193ZM196 240V239H195ZM194 240V241H195ZM203 240V239H202ZM215 240V239H214ZM221 240V239H220ZM219 240V242H221ZM248 240V239H247ZM252 241V239H250ZM5 241V240H4ZM23 241V240H22ZM142 241V240H141ZM166 241V239H165ZM177 241V240H176ZM183 241V240H182ZM186 241V240H185ZM236 241V240H235ZM238 241V240H237ZM259 241V240H258ZM85 242H88L90 245L85 244ZM145 242V241H143ZM171 242V241H170ZM169 242V243H170ZM197 242V241H196ZM214 242V241H213ZM151 243V241H150ZM168 241L165 243L167 246ZM216 243V241H215ZM9 244V243H8ZM7 244V245H8ZM188 244V243H187ZM222 244V243H221ZM236 244V243H235ZM245 244V243H244ZM255 244V243H253ZM14 245V244H13ZM150 245V244H149ZM148 245V246H149ZM175 246V244H173ZM262 245V244H260ZM21 246V245H20ZM145 247V245H143ZM165 246V248H166ZM169 246V245H168ZM32 247V245H31ZM34 247V246H33ZM150 247V246H149ZM198 247V245H197ZM235 247V246H234ZM239 247V246H238ZM246 247V246H245ZM21 248V247H20ZM143 248V247H142ZM147 248V247H146ZM175 248V247H173ZM200 248V245H199ZM224 248V247H223ZM222 248V249H223ZM227 248V247H226ZM255 248V247H254ZM261 248V247H260ZM24 249V248H23ZM22 249V250H23ZM32 248H30L31 250ZM145 249V248H143ZM164 249V248H163ZM187 250V248H185ZM216 249V246H215ZM240 249V248H239ZM250 249V248H249ZM147 250V249H146ZM167 250V249H165ZM165 250L164 253L165 254ZM175 250V249H174ZM180 250V249H179ZM200 250V249H199ZM212 250V249H211ZM220 250V249H219ZM260 250V249H259ZM143 251V250H142ZM177 251V250H176ZM182 254L179 255L181 259H186L188 260L187 263L185 262L184 264H189V256L186 252H183ZM229 251V250H228ZM245 251V250H244ZM3 252V251H2ZM16 252V251H15ZM174 252V251H173ZM173 252H170L171 254ZM197 251L194 250V253H196ZM214 252V251H213ZM212 252V253H213ZM219 251H217L218 254ZM224 252V250H223ZM252 252V251H251ZM262 252V251H261ZM19 253V252H18ZM176 253V252H175ZM181 253V252H180ZM179 253V254H180ZM193 253V254H194ZM222 253V252H221ZM236 253V252H235ZM249 253V252H247ZM3 254V253H1ZM155 254V253H154ZM169 254V252H168ZM178 255V253H176ZM216 253H214L213 255H215ZM216 254V255H217ZM230 254V252H229ZM254 254V253H253ZM261 254V253H260ZM259 254V256H260ZM263 254V252H262ZM24 255V254H23ZM205 257L206 255L203 254ZM211 255V256H213ZM214 256L215 258L217 256ZM219 255V254H218ZM237 255V254H236ZM240 255H242L240 253ZM251 253H249V258ZM2 256V255H1ZM157 256V254H156ZM170 257H172V255L169 254ZM198 259L199 256L196 255ZM210 256V257H211ZM224 256V255H223ZM262 256V255H261ZM260 256V257H261ZM24 257V256H23ZM151 257V256H150ZM164 257V256H163ZM176 257V255H175ZM193 257V256H192ZM204 257V259H205ZM237 257V256H236ZM243 257V256H241ZM247 257V255L245 256ZM264 257V256H263ZM2 258V257H1ZM139 258V257H138ZM141 258V257H140ZM148 258V257H147ZM165 258V257H164ZM167 258V257H166ZM173 258V257H172ZM171 258V259H172ZM218 258V257H217ZM221 258V257H220ZM7 259V258H6ZM24 259V258H23ZM36 259V258H35ZM34 259V260H35ZM143 261V257L141 258ZM150 259V258H148ZM148 259L146 260V262L148 261ZM152 259V258H151ZM150 259V260H151ZM163 259V258H162ZM170 259V260H171ZM177 259V258H176ZM179 259V260H181ZM194 259V258H193ZM197 259V260H198ZM203 259V260H204ZM222 259V258H221ZM224 259V258H223ZM222 259V260H223ZM236 259V258H235ZM262 259V258H260ZM153 262H151V264H167L165 263V259L162 260V262L164 261V263H159V259L158 261L156 259H152ZM157 262H155V261ZM178 260V262H179ZM197 260L195 262H197ZM202 259H200L201 262ZM208 260V259H206ZM204 260V261H206ZM213 260V259H212ZM216 260V259H214ZM238 260V259H237ZM236 260V262H237ZM219 261V260H218ZM224 261L226 262V260L224 259ZM231 261V260H230ZM250 261V260H249ZM36 262V261H35ZM106 262V263H105ZM149 262V261H148ZM171 262V261H170ZM168 262V264L170 263ZM198 262V263H200ZM223 262V261H222ZM239 262V260H238ZM241 262V261H240ZM248 262V261H246ZM251 262V261H250ZM248 264H251V263ZM255 262V261H254ZM264 262V261H263ZM23 263V262H22ZM37 263V262H36ZM196 263V264H198ZM206 263V262H205ZM215 264V261L212 262ZM217 263V262H216ZM220 263V262H218ZM217 263V264H218ZM243 263V262H242ZM145 264V263H144ZM171 264V263H170ZM181 264V262H180ZM201 264V263H200ZM204 264V263H203ZM207 264V263H206ZM234 264V263H233Z\"/></svg>",
	"mask_w": 264,
	"mask_h": 264
}]
</instances>
